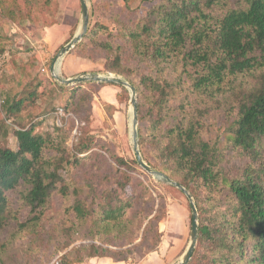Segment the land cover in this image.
I'll list each match as a JSON object with an SVG mask.
<instances>
[{"label": "trees", "instance_id": "trees-1", "mask_svg": "<svg viewBox=\"0 0 264 264\" xmlns=\"http://www.w3.org/2000/svg\"><path fill=\"white\" fill-rule=\"evenodd\" d=\"M4 1L6 9L15 10ZM25 4L19 15L10 11L11 19L33 18ZM132 20L117 22L114 34L95 23L72 51L89 60L104 57V68L123 75L134 87L142 124L137 129L141 154L146 151L154 165L147 163L194 199L198 237L187 264H264V0H162ZM117 38L129 40L133 54L149 69L136 82L123 62L120 45L114 43ZM35 97H39L36 90L28 94L32 101ZM24 106V99L8 98L4 105L11 116L19 115ZM214 110L222 111L224 122H230L229 138L221 148L215 147L219 134L205 137L204 117ZM14 136L16 150L0 148V236L11 230L0 241V264L8 263L9 248L21 232L40 225L53 191L71 198L65 207L68 219L62 232L67 241L62 249L83 228L81 238L98 237V243L69 248L60 264L93 257L127 262L122 255L130 249L121 248L133 243L149 215L134 208L136 191L122 197L117 191L92 187L93 207L88 213L78 190L58 173L69 162L62 164L64 151L60 156L45 153L47 148L59 149V144L52 143L47 133L34 132L33 125L15 129ZM91 145L84 143L81 149ZM112 158L122 166L116 169L117 184L133 189L129 165L114 154ZM16 190L21 204L14 211L8 192ZM143 190L152 198L146 186ZM25 207L27 213L20 219L17 213ZM158 220L157 214L148 220L144 237L146 228Z\"/></svg>", "mask_w": 264, "mask_h": 264}, {"label": "rangeland", "instance_id": "rangeland-1", "mask_svg": "<svg viewBox=\"0 0 264 264\" xmlns=\"http://www.w3.org/2000/svg\"><path fill=\"white\" fill-rule=\"evenodd\" d=\"M161 1L86 0L87 28L99 23L109 27L114 34L117 22H130L133 18H140L150 7L158 5ZM0 2V148L17 149L14 130L20 127L27 128L33 125L34 132L49 134L52 143L59 144V149L47 148L45 153L47 156L53 154L60 156L61 150L64 151L60 156L63 158L62 164L69 162L64 164V168L59 169L58 173L78 190L88 213H91L93 207L92 187L107 190L109 193L117 191L122 197H130L136 191L134 208H143V214L149 215L141 225L138 235L137 233L134 235L136 238L133 243L121 248L130 249L129 253L122 255L127 258L125 263L163 264L158 260L161 257L165 262L170 259L167 264H177L189 243L190 205L179 189L133 163L135 154L131 134L129 90L122 86L125 89L123 91L115 82L103 85L109 82L94 80L66 85L55 80L49 71L57 52L79 30L81 17L79 0H8L9 6L14 5L15 10L6 9L4 0ZM25 2L28 4H25L26 8L30 6L33 18L28 20L16 16L17 21L11 19L10 11H15V15L23 13ZM52 26H55L54 40L61 45L55 47L48 44L40 45V41L45 42L41 37L42 32ZM114 43L120 45L123 62L132 69L131 78L135 82L141 73L149 71L145 62L133 54L129 40L117 38ZM80 59L83 60H74V66L81 69L78 74L96 73L102 77L127 81L123 75L104 68V57H95L94 60L82 57ZM60 61L57 73L60 77L66 78L62 73V60ZM106 87L109 90L104 89ZM34 90L39 97L32 101L28 94ZM7 98L24 99L25 106L19 115L11 116L6 111L4 105ZM135 98L137 104L136 91ZM144 111L145 107L142 106V114ZM204 121L208 125L205 137L212 136L211 133L213 136L219 134L215 147H223L229 138L230 122L227 124L224 122L222 111H211L204 117ZM140 125L142 124L137 118V129ZM87 142H92V145L81 149V145ZM138 149L140 152L139 143ZM113 154L129 165L127 173L131 176L133 189L128 185L117 184L116 169H121L122 166L114 161ZM141 157L143 160L145 158L144 162L147 165L148 161L154 165L153 159L146 151H143ZM76 158L80 160L78 164L73 163ZM144 186L149 189L152 198L143 193ZM8 197L10 207L15 211L21 204L18 190L8 192ZM70 201L71 198H64L53 191L40 225L34 231L21 232L11 244L8 258H4L7 264H60L61 255L69 248L92 242L98 243V237L94 240L81 238L85 231L83 228L70 246L62 249L67 241L62 232L63 221L65 223L68 219L65 207ZM27 210V207L20 209L18 217L23 219ZM155 214L159 216V220L151 229L146 228L144 237L146 223ZM156 231L158 236L155 235ZM10 232V229H6L0 236V241L8 238ZM109 235H112V232ZM121 242L122 240H116L115 244ZM153 245L154 250L150 251L149 248ZM160 248L163 251H160ZM111 249L114 252L120 251L116 246H111Z\"/></svg>", "mask_w": 264, "mask_h": 264}, {"label": "water", "instance_id": "water-1", "mask_svg": "<svg viewBox=\"0 0 264 264\" xmlns=\"http://www.w3.org/2000/svg\"><path fill=\"white\" fill-rule=\"evenodd\" d=\"M79 2H80V14H81L79 30L75 33L73 38L69 42H67L65 45H63L60 48V50L57 52V54L52 60L49 71L52 74V76L55 78V80H57L60 83L66 84V85L82 83L88 80H94V81H99V82H115L118 85L124 86L129 90V96H130L129 102H130V107H131V134H132L133 148H134V154H135V159H136L137 164L141 168H143L147 173L159 179H164L168 184L179 189L186 196L189 202L190 210H191V227H190V233H189V243L182 257L177 262V264H187L192 255V252H193V249L195 247L197 237H198L197 210L194 205L193 198L190 195V193L186 190V188H184L178 182L167 177L163 173L153 170L142 159L141 154L138 149V143H137V104H136L134 87L123 79L112 78V77H102L96 73H92V74L82 73V74H78L73 77H66V78L60 77L57 73V64L59 63L60 65L61 63L60 60H62V57L64 56V54L67 53L82 38V36L87 30V25H88L87 2L86 0H79Z\"/></svg>", "mask_w": 264, "mask_h": 264}, {"label": "crops", "instance_id": "crops-1", "mask_svg": "<svg viewBox=\"0 0 264 264\" xmlns=\"http://www.w3.org/2000/svg\"><path fill=\"white\" fill-rule=\"evenodd\" d=\"M54 31H55V26L46 28L44 32H42L41 34V37L45 40V42H43V40L42 42L40 41V45H43V44L54 45L53 47L61 45V43L56 42L54 40V37H55L53 35ZM62 58H63L62 64H61L63 65L62 73L64 74L65 77H73L81 71V69H77L74 66V60L79 59L82 61L83 59H80V57L72 51V48L67 53H65ZM104 89L109 90L108 87ZM160 251H163V250L160 248ZM158 260L162 262L163 264H167V262L170 261V259H167L165 262V260L162 259L161 257L158 258ZM78 264H128V263H125L123 261H114L108 257H93V258H89L88 260L78 263Z\"/></svg>", "mask_w": 264, "mask_h": 264}, {"label": "bare ground", "instance_id": "bare-ground-1", "mask_svg": "<svg viewBox=\"0 0 264 264\" xmlns=\"http://www.w3.org/2000/svg\"><path fill=\"white\" fill-rule=\"evenodd\" d=\"M59 63L57 64V70H58Z\"/></svg>", "mask_w": 264, "mask_h": 264}]
</instances>
